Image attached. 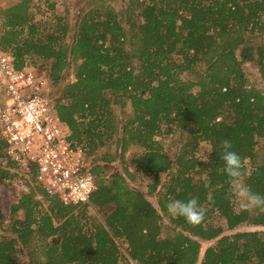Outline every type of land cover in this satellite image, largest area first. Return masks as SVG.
Wrapping results in <instances>:
<instances>
[{
  "label": "trees",
  "instance_id": "trees-1",
  "mask_svg": "<svg viewBox=\"0 0 264 264\" xmlns=\"http://www.w3.org/2000/svg\"><path fill=\"white\" fill-rule=\"evenodd\" d=\"M31 1L0 9V52L16 69L41 61L57 86L71 67L55 100L69 140L90 155L108 142L121 158L135 147L136 171L153 177L146 193L158 197L155 207L129 184L127 168L106 177L110 159L95 156L88 203H63L38 185L20 191L8 222L0 220V264H264V231L224 234L264 226V210L235 208L220 159L230 140L245 183L264 195V0H128L121 10L97 0L73 23L66 14L35 19ZM244 62L257 66L258 82L247 81ZM174 130L186 137L170 158L159 138ZM202 141L205 159L196 155ZM4 158L0 179H26L0 138ZM192 197L207 209L195 227L166 209ZM205 241L212 243L201 253Z\"/></svg>",
  "mask_w": 264,
  "mask_h": 264
},
{
  "label": "built area",
  "instance_id": "built-area-1",
  "mask_svg": "<svg viewBox=\"0 0 264 264\" xmlns=\"http://www.w3.org/2000/svg\"><path fill=\"white\" fill-rule=\"evenodd\" d=\"M48 85L33 68L16 69L11 55L0 52V138L26 175L17 179L23 191L38 185L63 203H88L96 188L89 155L69 140Z\"/></svg>",
  "mask_w": 264,
  "mask_h": 264
},
{
  "label": "rangeland",
  "instance_id": "rangeland-1",
  "mask_svg": "<svg viewBox=\"0 0 264 264\" xmlns=\"http://www.w3.org/2000/svg\"><path fill=\"white\" fill-rule=\"evenodd\" d=\"M18 0H0V9L13 4L17 2ZM128 0H104L106 4L112 5L115 9L121 10L124 9L125 5L127 4ZM53 2L54 6L53 8H49V3ZM49 3H46L44 0H32L30 3L31 10L34 13L35 19H46L49 17L50 20H53L54 16L58 15H67L68 20L70 23L74 22V19L77 15V12L81 8H85L86 10L94 6L98 1L97 0H50ZM1 22H2V16L0 15V29H1ZM257 40H264V34L262 36H259ZM37 65L36 67H32L33 70L42 77H45L48 82V95L53 99L55 102L56 98L59 95L58 88L61 84L70 81L73 79V71L72 68L69 67L68 74L66 76V79H64L61 84L55 85L52 83L48 76V72L45 68L40 67L41 61L36 60L35 62ZM30 65V64H29ZM32 66V65H31ZM243 70L245 72V77L249 83H254L259 81V74L257 66L252 62H244ZM116 111H119L118 106H114ZM186 137V133L182 132L180 130H174L171 134H168L166 136H162L160 139L164 149L166 150L167 154L170 158H174L178 148L180 147L181 139H184ZM264 147V139H261L259 144L257 145V148H263ZM135 147H131L128 152L121 158L119 156L115 155V152H119V149H117L114 142H108L104 146L100 147L99 150L94 154L96 158L98 156H104L107 159H110L108 163L106 164V172L109 174L111 171H120V169L123 167L129 168L134 173V180L133 182H129L130 185L133 187L140 189L146 193L147 191V184L150 183L153 179L151 175H144L136 171L134 167V163L132 162L133 159V150ZM209 152V146L206 142H200L198 144V147L196 149V155L200 159H205ZM8 159L4 158L2 159L0 165L4 166L7 163ZM250 161L246 159V167L247 169L250 168ZM203 176V175H201ZM18 176H15L11 179H0V220L3 221V224H6L9 220L10 215V206L11 204L15 203L19 197V193L22 190L20 188V183H18L17 178ZM167 176L166 174H161V180L166 181ZM159 188V187H158ZM57 197L56 195H54ZM147 199L156 207L157 205V191L152 193H146ZM58 198V197H57ZM81 204V203H79ZM235 208H239L238 202L234 201ZM91 208L95 209L91 206ZM264 210V209H262ZM91 213H93V210H91ZM95 214V213H94ZM18 215H21L19 212ZM214 224H224V220L218 215H215L213 218ZM240 230H258V231H264V226H254V225H248V224H242L239 225L236 229L229 231L226 230L224 234H228L234 231H240ZM0 233H1V227H0ZM212 243V241H205L202 242V251ZM119 246L123 244V241L118 242ZM127 262H130L131 264H136L135 261L129 260L127 258H122L121 263L125 264Z\"/></svg>",
  "mask_w": 264,
  "mask_h": 264
},
{
  "label": "clouds",
  "instance_id": "clouds-1",
  "mask_svg": "<svg viewBox=\"0 0 264 264\" xmlns=\"http://www.w3.org/2000/svg\"><path fill=\"white\" fill-rule=\"evenodd\" d=\"M222 152L220 159L223 161L224 174L227 177L229 191L227 195L230 199L238 202L240 211H253L264 209V195L254 192L250 186L245 183L247 171L241 156L233 149L230 140L221 142ZM207 162V161H205ZM168 214L173 217H183L190 226H198L203 222L207 209L203 207L197 197L188 200H169L166 203Z\"/></svg>",
  "mask_w": 264,
  "mask_h": 264
},
{
  "label": "crops",
  "instance_id": "crops-1",
  "mask_svg": "<svg viewBox=\"0 0 264 264\" xmlns=\"http://www.w3.org/2000/svg\"><path fill=\"white\" fill-rule=\"evenodd\" d=\"M5 53H7V52H5ZM7 54H9V53H7ZM10 55V54H9ZM25 67H30V66H24L23 68H25ZM23 68H21V69H23ZM88 153V152H87ZM89 155V160H90V163H91V167L94 165L93 164V158L95 157V155L93 154V155H90V154H88ZM98 163H102V161H100V162H98ZM134 163V162H133ZM96 164V163H95ZM134 167H135V163H134ZM125 168V167H124ZM124 168L122 167L121 169H120V171H111L109 174L106 172V170L104 169V173L107 175L106 177H108L111 173H113V172H119V173H123L124 172ZM128 169V171L129 172H131L132 173V175H134V173L129 169V168H127ZM95 176V175H94ZM128 180V182H129V179H127ZM131 182V181H130ZM133 182V181H132ZM124 245H125V243H124ZM133 261V260H132Z\"/></svg>",
  "mask_w": 264,
  "mask_h": 264
}]
</instances>
